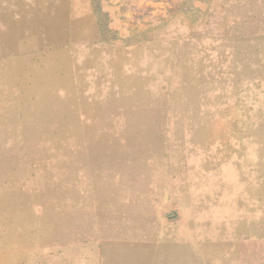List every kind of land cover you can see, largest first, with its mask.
Returning a JSON list of instances; mask_svg holds the SVG:
<instances>
[{
	"label": "rangeland",
	"instance_id": "374dc122",
	"mask_svg": "<svg viewBox=\"0 0 264 264\" xmlns=\"http://www.w3.org/2000/svg\"><path fill=\"white\" fill-rule=\"evenodd\" d=\"M0 264H264V0H0Z\"/></svg>",
	"mask_w": 264,
	"mask_h": 264
}]
</instances>
